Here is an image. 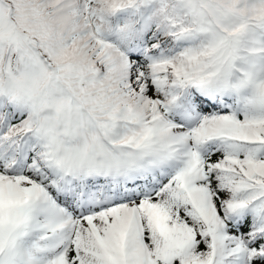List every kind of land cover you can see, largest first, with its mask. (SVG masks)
<instances>
[{"label":"snow or ice","instance_id":"snow-or-ice-1","mask_svg":"<svg viewBox=\"0 0 264 264\" xmlns=\"http://www.w3.org/2000/svg\"><path fill=\"white\" fill-rule=\"evenodd\" d=\"M0 264H264V0H0Z\"/></svg>","mask_w":264,"mask_h":264}]
</instances>
